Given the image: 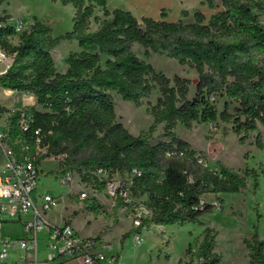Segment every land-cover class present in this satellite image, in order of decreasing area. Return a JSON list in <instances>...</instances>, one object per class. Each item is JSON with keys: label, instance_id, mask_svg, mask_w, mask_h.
Masks as SVG:
<instances>
[{"label": "trees", "instance_id": "16d2710c", "mask_svg": "<svg viewBox=\"0 0 264 264\" xmlns=\"http://www.w3.org/2000/svg\"><path fill=\"white\" fill-rule=\"evenodd\" d=\"M6 1L0 0V5ZM51 1L74 9L72 30L65 35L53 38L50 27L33 18L13 47L9 38L15 30L6 24L8 16L0 17V48L15 54L13 67L0 83L4 89L34 97L48 111L29 110L33 129L40 128L45 135V158L66 155L67 163L75 158L83 181L98 168L121 175L140 171L132 193L136 198L147 195L151 209L141 227L199 225L200 218L215 209L202 202L203 194H237L246 188L248 177L257 189L254 171L246 170L241 176L222 163L216 164L217 172L202 169L200 159L174 130L178 125L190 129L194 123L232 121L242 142L258 125L264 129V6L260 0H221L223 11L207 22L196 13L191 24L151 19L140 23L129 12L108 11L106 0ZM97 9L104 19L97 31L90 32ZM72 41L79 52L68 56L65 73H57L51 51ZM135 45L193 68L197 73L194 97L188 99L190 80L176 76L171 81L156 72L133 52ZM26 70L31 71L30 77ZM155 89L160 96L147 109L152 118L147 133L133 136L115 123L112 93L140 107ZM215 97L235 102V114H218L211 101ZM160 125L168 141L153 145ZM255 146L264 150L260 135ZM208 232L199 246L200 264H218ZM243 244L249 264H264V241L255 228Z\"/></svg>", "mask_w": 264, "mask_h": 264}, {"label": "rangeland", "instance_id": "374dc122", "mask_svg": "<svg viewBox=\"0 0 264 264\" xmlns=\"http://www.w3.org/2000/svg\"><path fill=\"white\" fill-rule=\"evenodd\" d=\"M111 1V0H109ZM193 6L185 7L175 16L174 22L191 24L195 22V14H202L205 22L213 15L223 11L221 0H187ZM264 6V0H260ZM187 3V4H188ZM8 16L6 24L13 26L15 34L11 36L10 44L13 47L19 44V34L28 30L33 18L48 25L53 38L65 35L72 30L74 9L72 6H62L51 0H7L0 5V17ZM99 19L98 23L94 18ZM104 19L102 12L97 9L91 18L90 32L99 28V22ZM141 23V20H139ZM1 49V48H0ZM7 55L14 53L1 49ZM79 52L77 43L63 42L51 51L54 67L57 73L63 74L67 70L66 59L72 53ZM133 52L143 61L149 63L156 72L165 75L171 81L179 76L191 81L188 99L195 95L196 71L186 65H180L175 60L163 55L146 52L141 46L135 45ZM25 75L30 77L31 71ZM114 100L115 123L120 124L129 134L139 136L147 133L152 118L147 113L151 105H155L160 94L155 89L152 94L142 101L140 107L123 101L115 93L111 94ZM16 99L4 98L3 103L13 104ZM218 114L226 111L235 114L237 104L226 97H215L211 100ZM19 104L27 110L48 112L36 99L19 95ZM163 125H160L153 134L151 144L168 141L163 136ZM176 136L186 142L200 160L202 169L217 172V163L235 170L241 176L246 170L256 174L257 189H254V179H246V188L237 194L205 193L201 200L205 204L215 206V209L200 218V224H172L155 225L148 223L140 230L142 244L136 246L133 242V219L135 216L149 218L151 209L149 197L142 195L136 198L135 206L125 208L120 202H113L104 187L93 186L82 181L75 167V158L67 163L66 155L51 156L43 159L39 166L38 195L51 194L61 197L62 203L54 212L53 220L62 218L71 224L81 237L97 238L101 245L107 247V255H117L121 264H200L199 246L204 232L214 239L212 254L218 257V264H249L247 252L243 244L256 229L261 240L264 241V150L255 146V138L260 135L264 144V129L258 125L255 132L249 133L244 141L234 133L232 121L228 123L216 120L213 123H194L190 129L178 125L174 130ZM85 158L86 154H82ZM70 171L75 175V183L69 187L59 181L61 173ZM87 194L80 199V194ZM136 209H133L135 208ZM18 225H6L2 228L3 236L18 237ZM39 237L44 239V234ZM39 258H44L45 243L39 242ZM11 258L6 262L9 264ZM49 264H56L51 262Z\"/></svg>", "mask_w": 264, "mask_h": 264}, {"label": "built area", "instance_id": "2783aa9c", "mask_svg": "<svg viewBox=\"0 0 264 264\" xmlns=\"http://www.w3.org/2000/svg\"><path fill=\"white\" fill-rule=\"evenodd\" d=\"M0 62L6 73L14 65V57L0 49ZM0 121V264H6L9 258V264H121L116 255L105 253L107 247L97 238L81 237L62 218L53 220L61 197L37 194L39 166L47 158L45 135L40 128L33 129V114L21 108L0 111ZM140 177L141 172L136 169L121 175L98 168L84 182L104 187L111 201L132 208L136 205L132 193L134 179ZM59 181L71 187L75 175L70 171L61 173ZM86 197V193L80 194V199ZM145 219H133L136 246L142 244L140 230ZM6 225H18L19 236H3L1 230ZM40 233L44 239L39 237ZM39 242L45 243L44 258L38 256Z\"/></svg>", "mask_w": 264, "mask_h": 264}, {"label": "crops", "instance_id": "0c3cea01", "mask_svg": "<svg viewBox=\"0 0 264 264\" xmlns=\"http://www.w3.org/2000/svg\"><path fill=\"white\" fill-rule=\"evenodd\" d=\"M187 0H106V9L108 11H113L115 9H120L131 13V15L139 22L142 19H151L154 21L163 22H174L175 16H170L169 12H173L177 15V19L180 12L185 9V7L193 6L191 2L187 4ZM5 75L4 65L0 62V78ZM23 94L28 97L23 92L12 91L4 89L0 83V109L4 110H15V109H26L19 104V95ZM16 99L11 105L3 103L4 98ZM30 98L31 97L29 96ZM27 110V109H26ZM2 122L0 121V124ZM20 233V229H19ZM116 255V254H115ZM117 256V255H116Z\"/></svg>", "mask_w": 264, "mask_h": 264}]
</instances>
